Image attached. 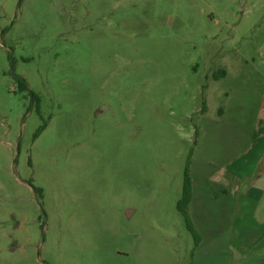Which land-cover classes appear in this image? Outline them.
Masks as SVG:
<instances>
[{
    "label": "rangeland",
    "instance_id": "rangeland-1",
    "mask_svg": "<svg viewBox=\"0 0 264 264\" xmlns=\"http://www.w3.org/2000/svg\"><path fill=\"white\" fill-rule=\"evenodd\" d=\"M263 152L264 0H0V264H264Z\"/></svg>",
    "mask_w": 264,
    "mask_h": 264
},
{
    "label": "crops",
    "instance_id": "crops-1",
    "mask_svg": "<svg viewBox=\"0 0 264 264\" xmlns=\"http://www.w3.org/2000/svg\"><path fill=\"white\" fill-rule=\"evenodd\" d=\"M251 167L256 170L254 172L255 177L258 175L262 178V180H260V185L252 183L244 186L242 184L241 180L248 176V173H251L252 171H249V169L244 171V166L241 165L235 169L239 171L238 175L236 172H231L229 166H227V168L218 169V171L211 176L209 181L214 183L217 187L218 194H215L217 196H213L214 199H218L222 196L227 198L236 193L244 197V201L240 200V203L245 208L252 209V216L248 217V219L250 222L254 223L257 228L249 227L247 225V227H245L246 232H241V234L246 235V239H250V243L248 244L249 246H254L253 241L260 239L264 240V152L259 154V157L255 159L253 164H251ZM195 200V185L192 183L191 203H194ZM250 201H254V203H250ZM258 251L260 254L264 255V248L259 249Z\"/></svg>",
    "mask_w": 264,
    "mask_h": 264
},
{
    "label": "trees",
    "instance_id": "trees-1",
    "mask_svg": "<svg viewBox=\"0 0 264 264\" xmlns=\"http://www.w3.org/2000/svg\"><path fill=\"white\" fill-rule=\"evenodd\" d=\"M225 77L226 72L222 71L221 75L219 77ZM192 201V181L190 178V169L186 170L185 174V180H184V185H183V193H182V198L178 202V210L179 212L183 215L185 218L186 224H187V229L188 231L193 235L195 239L196 245H198L201 241L199 233L196 231L188 213V207Z\"/></svg>",
    "mask_w": 264,
    "mask_h": 264
}]
</instances>
